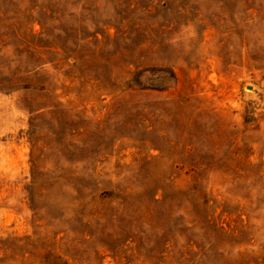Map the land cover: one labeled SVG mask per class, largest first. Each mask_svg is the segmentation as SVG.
<instances>
[{
	"label": "rangeland",
	"instance_id": "obj_1",
	"mask_svg": "<svg viewBox=\"0 0 264 264\" xmlns=\"http://www.w3.org/2000/svg\"><path fill=\"white\" fill-rule=\"evenodd\" d=\"M0 264H264V0H0Z\"/></svg>",
	"mask_w": 264,
	"mask_h": 264
}]
</instances>
